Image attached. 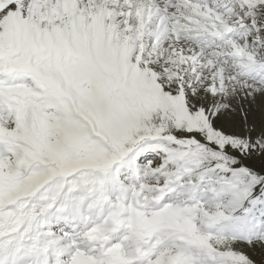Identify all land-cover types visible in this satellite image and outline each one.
<instances>
[{"label":"snow or ice","instance_id":"obj_1","mask_svg":"<svg viewBox=\"0 0 264 264\" xmlns=\"http://www.w3.org/2000/svg\"><path fill=\"white\" fill-rule=\"evenodd\" d=\"M0 264H264V0H0Z\"/></svg>","mask_w":264,"mask_h":264},{"label":"rangeland","instance_id":"obj_2","mask_svg":"<svg viewBox=\"0 0 264 264\" xmlns=\"http://www.w3.org/2000/svg\"><path fill=\"white\" fill-rule=\"evenodd\" d=\"M257 117L259 118V112H257ZM257 258H259V257L257 256Z\"/></svg>","mask_w":264,"mask_h":264}]
</instances>
